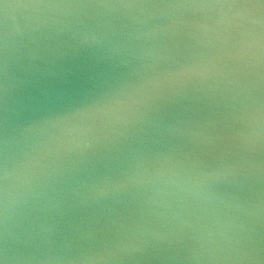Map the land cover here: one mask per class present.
Returning <instances> with one entry per match:
<instances>
[{
	"label": "water",
	"instance_id": "water-1",
	"mask_svg": "<svg viewBox=\"0 0 264 264\" xmlns=\"http://www.w3.org/2000/svg\"><path fill=\"white\" fill-rule=\"evenodd\" d=\"M0 264H264V0H0Z\"/></svg>",
	"mask_w": 264,
	"mask_h": 264
}]
</instances>
